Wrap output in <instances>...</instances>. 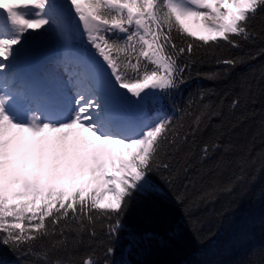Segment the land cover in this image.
<instances>
[{
	"label": "snow or ice",
	"instance_id": "obj_1",
	"mask_svg": "<svg viewBox=\"0 0 264 264\" xmlns=\"http://www.w3.org/2000/svg\"><path fill=\"white\" fill-rule=\"evenodd\" d=\"M225 48L249 51L201 78L264 56V0H0V248L25 264H111L131 203L156 191L150 176L179 185L189 217L231 195L264 162V117L230 138L264 97V74L217 100L200 91L178 118L149 113L194 56ZM241 264H264V248Z\"/></svg>",
	"mask_w": 264,
	"mask_h": 264
},
{
	"label": "trees",
	"instance_id": "obj_2",
	"mask_svg": "<svg viewBox=\"0 0 264 264\" xmlns=\"http://www.w3.org/2000/svg\"><path fill=\"white\" fill-rule=\"evenodd\" d=\"M247 51V48L243 52L225 48L215 54L194 56L185 73V83L164 98L163 104L157 106L160 111L150 108L149 113L178 118L180 113L176 109H183L200 91H212L211 99L217 100L226 89H232L246 79L258 78L264 74V56L239 64L218 83L198 75L217 70L216 58L241 56ZM257 99L256 105L249 106L255 110L251 118L241 123L230 136L237 144L245 141L264 117V111H261L264 97L258 95ZM208 136L206 132L197 140L200 142ZM256 147H260L259 143ZM219 155L217 152L216 156ZM207 179L197 180V189ZM149 180L156 191L138 195L131 203L123 218L124 227L119 238L111 244L114 248L109 257L111 264H241L249 252L264 248V162L257 161L254 166L246 167L243 182L231 195L221 196L200 207L190 217L174 198L179 185L170 188L156 175L150 176ZM100 243L107 247L109 242L101 236ZM100 243L96 245L98 252ZM0 264H25V261L7 248H0Z\"/></svg>",
	"mask_w": 264,
	"mask_h": 264
},
{
	"label": "rangeland",
	"instance_id": "obj_3",
	"mask_svg": "<svg viewBox=\"0 0 264 264\" xmlns=\"http://www.w3.org/2000/svg\"><path fill=\"white\" fill-rule=\"evenodd\" d=\"M192 22H194V19H193V20H190V21L187 22V23H188V26L191 28V30H192V31H196V32H201L202 28H200V26H199V27L196 26V28L192 29V25H191ZM190 23H191V24H190ZM200 23H202V22H200ZM197 30H198V31H197ZM203 32H204V34L201 33V34H198V35H205V36H207V35H211V34H212V33L209 32V30H208L207 28H205V30H203ZM79 183H80V182L77 181V182H76L75 184H73V185H67V186H65V188H66V190L71 191L72 188L79 186ZM110 199H111V197H109V196H105L104 201H103L102 203H107Z\"/></svg>",
	"mask_w": 264,
	"mask_h": 264
},
{
	"label": "bare ground",
	"instance_id": "obj_4",
	"mask_svg": "<svg viewBox=\"0 0 264 264\" xmlns=\"http://www.w3.org/2000/svg\"><path fill=\"white\" fill-rule=\"evenodd\" d=\"M190 24H191V23H190ZM191 25H192V29L196 28V26H197V27L200 26V28H202L201 32L193 31L196 35L201 34V33L204 34L203 30H205V27L203 26V23L192 22ZM197 31H198V30H197ZM110 258H111V257H110Z\"/></svg>",
	"mask_w": 264,
	"mask_h": 264
}]
</instances>
